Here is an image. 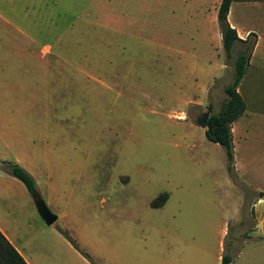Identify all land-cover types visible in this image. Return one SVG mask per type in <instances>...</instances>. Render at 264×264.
<instances>
[{
    "label": "rangeland",
    "instance_id": "374dc122",
    "mask_svg": "<svg viewBox=\"0 0 264 264\" xmlns=\"http://www.w3.org/2000/svg\"><path fill=\"white\" fill-rule=\"evenodd\" d=\"M201 3L0 0V53L23 58L22 150L40 153L26 163L36 167L50 210L62 212L45 225L25 186L1 174L0 161V222L35 264H158L160 251H172L165 243L184 251L192 245L208 264H217L219 252L236 257L252 227L249 199L264 188V142L243 146L257 158L250 172H229L223 147L196 123L201 112L219 111L238 52L227 57L211 38L219 26ZM254 10L264 28V4ZM32 28L40 29L39 45H53V77L26 61L22 30ZM251 71L240 88L253 110L264 106V71ZM217 74L203 96L197 83ZM197 98L203 105L191 103ZM164 192V205L151 206ZM248 252L230 263L264 264Z\"/></svg>",
    "mask_w": 264,
    "mask_h": 264
},
{
    "label": "crops",
    "instance_id": "0c3cea01",
    "mask_svg": "<svg viewBox=\"0 0 264 264\" xmlns=\"http://www.w3.org/2000/svg\"><path fill=\"white\" fill-rule=\"evenodd\" d=\"M201 1L202 3L201 6L199 7L202 13L205 14L206 11L208 12L211 11V18L213 19V22L217 21V11L221 0H208L209 4L204 2L206 0H201ZM261 4H264V2L262 3L261 0H233L228 11L227 20L229 24L236 29L238 36L242 39H245L250 34H254L256 39L250 55L249 65L240 82H242L243 80L245 81L247 74H249V72L252 69L255 71L252 70L251 72H256L257 68L264 71V28L257 27L258 21L254 18L256 11L255 10L253 11L254 8L255 9L259 8ZM245 16H249L248 18H250L251 21L247 20ZM14 28H18V27L15 25ZM34 29H35L34 31L33 28L30 31L28 30L24 31V29L22 30V33L26 36L28 40V45L30 48V52L28 55L29 57H27L26 61L29 62L32 65V68H34L35 70H39L40 68V70H42L41 71L42 77L48 75L53 77V73H54L53 66L56 60V56H54L55 54L53 52V45L49 41L39 45L37 39L34 36L37 37L38 30L40 29L39 28H34ZM42 29L45 31V34L48 35L49 30L47 28L46 29L42 28ZM211 38H213L214 40L217 39V41L221 43V46L219 45V47L220 49H222L221 33L219 28H217L216 30L214 29L212 30ZM2 54L3 55H1L0 53V161L18 162L24 167V169H27L30 172V174L34 177V179L37 182V169L36 167H34L33 169L28 167V163H26V158L30 157L32 161L36 162L39 159L40 153L35 150H30V151L22 150L23 127L21 122V111H22L21 100L24 97V94L22 93L23 58H20L22 57V54L21 53L19 54L20 57H16V55L7 57L6 55H4V53ZM57 59H59V57H57ZM222 67L224 68L226 67L225 63L220 65L219 72ZM229 70L233 71V68ZM193 73H195L194 74L195 77H200L199 68H196V70H194ZM220 77L221 76H218V74L213 75L209 77L207 83L203 85L197 83V87L203 93V96H206V92H208V89H210L214 85L215 81ZM195 80L198 81V78H195ZM237 89L243 97L240 88V83ZM220 90L223 91L224 88ZM27 96L32 97L33 94H29V95L27 94ZM224 97H226V95H224ZM17 100H18V104H17ZM203 100L202 98H197V99H193L191 103L193 105H203ZM5 103L8 106H6ZM255 121L257 122V125L254 128L255 125H253V122ZM198 126L201 127L200 125ZM201 128L204 133L205 127L204 128L201 127ZM231 133H232L233 148H234L233 170L242 175L243 173L250 172V168L252 166L255 167L253 162L257 160V158H255L254 155L251 154L250 152H247V149H244L243 146L247 148L249 142L253 138H255L257 141L264 142V106L263 107L260 106V108L259 107L254 108L252 110L246 104L245 111L242 113V115L232 122ZM44 141L47 145L49 140L45 139ZM49 165H50L49 160H47L46 169H47L48 177L50 173ZM1 174L11 175L6 171L1 172ZM9 177H11L12 179H17L12 175ZM25 189L27 188L25 187ZM256 191H258V193H256L255 196L249 199V209L251 211V218H252L251 230L248 233V238L243 242L241 248L235 254L236 257H234V259L232 257L233 260H231V263L235 261V259L239 257L241 254L243 255L244 258H246L247 256L246 248H248L249 250H251V252L255 254V261H259L262 257H264V188H262V186L257 185ZM164 193L167 194L166 197L167 200L168 193L167 192ZM102 200L104 199L102 198ZM166 200L164 201V203L166 202ZM242 202L243 200L240 201L239 205ZM164 203L153 207H161L162 205H164ZM57 214L59 217L62 215V212L60 211ZM238 214H239L238 210H236V214L232 219L234 220L237 219ZM0 231L4 234V236L8 239V241L14 246V248L21 254V256L28 264H35L34 259L30 257L28 253H26L25 249L23 248V245L18 241L17 236L14 235L13 232L9 231L8 227L3 225L1 222H0ZM15 231L17 232V230ZM226 231H227L226 227H223V229H221L220 231V237L224 236ZM185 242L187 243L186 245L192 243L191 241H185ZM218 243L220 246V239ZM249 245L252 246L249 248ZM165 246L167 248L172 249V251L169 250L167 253L166 251H160L158 264H208L206 261L205 252L203 251L202 253L198 250H195L197 248L193 249L192 245H190V248L185 251L181 249L178 250L173 246H170V244L167 245L165 243ZM251 252L248 253L250 254ZM221 256L222 255H220L219 252L216 257L217 264H220Z\"/></svg>",
    "mask_w": 264,
    "mask_h": 264
},
{
    "label": "trees",
    "instance_id": "16d2710c",
    "mask_svg": "<svg viewBox=\"0 0 264 264\" xmlns=\"http://www.w3.org/2000/svg\"><path fill=\"white\" fill-rule=\"evenodd\" d=\"M232 1L233 0H221L217 11L222 48L226 56L230 57L233 48L238 47L237 55L233 61L232 81L224 87L226 97L222 101L219 111L216 113H209L204 130L208 140L223 147L226 155L227 171L229 172L234 169V148L231 124L242 115L246 108L245 101L237 88L249 65L250 55L256 41L254 34H250L245 39L240 38L236 29L229 24L227 15ZM209 107L210 105L208 109ZM3 168L6 172L19 179L30 194L39 193L33 176L18 163L8 161L4 163ZM166 197V193L160 194L151 202L152 206H158L164 203ZM59 230L75 248L79 249L78 245L67 231L60 227ZM231 260L232 255L229 253H224L221 256V264H230ZM0 264H28L1 231Z\"/></svg>",
    "mask_w": 264,
    "mask_h": 264
},
{
    "label": "water",
    "instance_id": "95a60500",
    "mask_svg": "<svg viewBox=\"0 0 264 264\" xmlns=\"http://www.w3.org/2000/svg\"><path fill=\"white\" fill-rule=\"evenodd\" d=\"M208 117H209V112L204 111L201 116L196 118V123L204 128L206 126ZM31 197H32V201L34 203V206H35L39 216L43 220V222L46 225H51L52 223H54L57 216L55 213H53L50 210V208L48 207V205L46 204L44 199L41 197V195L39 193H33V194H31Z\"/></svg>",
    "mask_w": 264,
    "mask_h": 264
},
{
    "label": "flooded vegetation",
    "instance_id": "af4514ba",
    "mask_svg": "<svg viewBox=\"0 0 264 264\" xmlns=\"http://www.w3.org/2000/svg\"><path fill=\"white\" fill-rule=\"evenodd\" d=\"M203 112H204V111H203ZM203 112H201V114L197 115V117L201 116Z\"/></svg>",
    "mask_w": 264,
    "mask_h": 264
}]
</instances>
